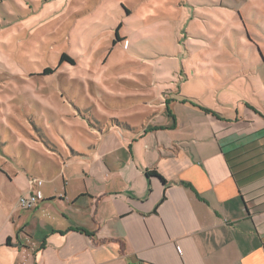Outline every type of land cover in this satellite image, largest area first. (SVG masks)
<instances>
[{"label": "rangeland", "instance_id": "374dc122", "mask_svg": "<svg viewBox=\"0 0 264 264\" xmlns=\"http://www.w3.org/2000/svg\"><path fill=\"white\" fill-rule=\"evenodd\" d=\"M263 58L264 0H0V215L29 179L84 177L73 151L111 120L264 114Z\"/></svg>", "mask_w": 264, "mask_h": 264}, {"label": "crops", "instance_id": "0c3cea01", "mask_svg": "<svg viewBox=\"0 0 264 264\" xmlns=\"http://www.w3.org/2000/svg\"><path fill=\"white\" fill-rule=\"evenodd\" d=\"M203 113L97 127L91 153L73 151L95 156L84 177L61 168L63 188L54 176L38 205L19 196L0 215V264H264V114L245 107L230 130L228 116ZM187 127L178 144L161 140Z\"/></svg>", "mask_w": 264, "mask_h": 264}, {"label": "built area", "instance_id": "2783aa9c", "mask_svg": "<svg viewBox=\"0 0 264 264\" xmlns=\"http://www.w3.org/2000/svg\"><path fill=\"white\" fill-rule=\"evenodd\" d=\"M30 190L26 195H21L19 198V204L22 208L30 209L38 205L43 197L39 192H36V189L39 188L43 181L41 179H30Z\"/></svg>", "mask_w": 264, "mask_h": 264}, {"label": "trees", "instance_id": "16d2710c", "mask_svg": "<svg viewBox=\"0 0 264 264\" xmlns=\"http://www.w3.org/2000/svg\"><path fill=\"white\" fill-rule=\"evenodd\" d=\"M66 59H69L71 62H73L72 59H70V58L67 57L66 55H63V56L61 57L60 63H62V62H63L64 60H66ZM113 122L116 123V124L119 125V126H126L125 123H121V122H118V121H116V120H113ZM146 175H147L148 178H151V177H157V178H159V179L161 180V182H162L163 184H165V185L168 183L167 180H166L161 174H159L156 170L146 171ZM181 183H182V184H185V185H189L187 182H184V181H181Z\"/></svg>", "mask_w": 264, "mask_h": 264}]
</instances>
